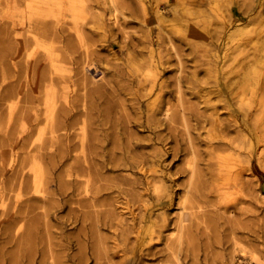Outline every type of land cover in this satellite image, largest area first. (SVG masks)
Masks as SVG:
<instances>
[{"label":"bare ground","instance_id":"1","mask_svg":"<svg viewBox=\"0 0 264 264\" xmlns=\"http://www.w3.org/2000/svg\"><path fill=\"white\" fill-rule=\"evenodd\" d=\"M124 1L129 3L119 7V0H4L0 25V264H54L55 245L68 259L69 234L65 226L58 233L52 230V221L64 224L51 211L66 202L70 182L64 178L70 174L58 180L53 192H48L46 185L54 168H70L72 163L85 165L88 172L97 166L108 170V166L119 168L127 163L144 173L142 186L161 182L167 175L173 186L182 187L176 203L181 227L180 216L185 211L200 209L194 193L206 182L215 186L222 200L229 193L246 190L264 198L258 182H249L244 175L251 163L253 139L259 141L254 126L247 121L250 102L242 96L245 82L229 78L230 63L236 62L238 76L243 75L242 69L264 63V0H136V5L134 0ZM161 1L167 5L165 12L161 11ZM150 10L160 27L161 36L155 43L150 38L152 30L143 26L150 21V17L146 19ZM88 15L93 18L90 23L85 21ZM165 18L171 23L172 35H177L173 41L167 35L175 57L173 88L158 81L159 68H165L168 58L159 51L154 60L152 49L154 45L160 48L166 40ZM129 19L138 20L146 36L138 46L129 45V70L111 71L109 61L116 57H103L97 43L112 46L117 33L131 23ZM185 22L193 38L200 35L196 34L199 23L205 29L211 24L219 49H224L227 41L233 43L231 57L214 55L215 98L204 100L202 111L198 104L185 107L182 97L183 82L192 85L193 92L199 82L180 77V26ZM247 48L257 54L250 63L239 59ZM96 72L101 74L99 79L92 75ZM126 93L133 98H124ZM236 93L235 109L232 95ZM263 96L264 88L253 109L254 117L264 112ZM220 110L225 111V118ZM189 117L194 125L187 122ZM190 127L204 129V135L192 137ZM139 129L151 137L138 136ZM167 136L175 148L171 160L187 156L178 170L157 171L154 167H162L161 161L151 155H129L125 163L113 158L120 153L125 161L124 155L146 148V141L165 146ZM184 141L187 146L180 149ZM75 150L81 156L73 155ZM148 165L152 168L142 170ZM176 175H184L186 181L178 184L180 176ZM10 192L15 195L12 206L7 207ZM99 192L96 188L94 195ZM156 202L160 208L171 205L170 200ZM212 206L217 211V205ZM232 243L233 251L241 255L237 264H246L245 258L258 263L251 247L234 239Z\"/></svg>","mask_w":264,"mask_h":264},{"label":"rangeland","instance_id":"2","mask_svg":"<svg viewBox=\"0 0 264 264\" xmlns=\"http://www.w3.org/2000/svg\"><path fill=\"white\" fill-rule=\"evenodd\" d=\"M123 2L126 1L119 0L118 6L122 7ZM136 4L137 1L134 0V5ZM160 5L161 11L165 12L167 5L163 1L160 2ZM3 6L4 0H0V25L3 21ZM148 17H150V21H147L143 26L144 29L152 30L150 38L155 43L158 41L157 36H161L158 33L160 32V27L157 26L158 19L151 10L146 19ZM118 18L121 19L122 16L118 14ZM92 20L93 18L88 15L85 21L90 23ZM129 21L131 23L125 26L124 31L117 33V38L112 46L97 43L103 57L115 55L116 60H111L108 64V69L111 71L118 68L129 70L130 64L127 60L128 58L132 59L129 45L138 46L146 36L144 30L140 28L142 24L138 20L129 19ZM168 21L165 18L162 24L165 33H167L166 36L163 34L166 40L160 48L154 45L152 49L156 53L154 60L157 59L159 51L162 56L168 58V63L165 64L166 69L162 66L159 68L158 81L165 82L166 85L173 88L176 74L175 57L168 43L167 35L170 34L172 41L177 38V35H172L171 29L173 28H170L171 23ZM188 25V22H185L180 26L182 31L180 55L183 58L180 77L185 81L192 79L199 82L198 85L196 84L197 86H194V92L190 89L193 87L192 85L183 82L182 97L185 107L198 104L197 107L202 111L204 109L203 101L215 98L213 94L215 88L214 55H229L231 57L233 43L227 41L224 49H219L217 47L219 42L215 35H212L214 25H207L205 29L199 23L196 34L200 35H196L194 38ZM123 32H127V35H124ZM119 50H122V53ZM143 52L146 50L144 49ZM170 54H172V59L169 58ZM256 55L247 48L244 56L239 59L246 58L245 62L250 63ZM144 56H146L145 53ZM134 62L137 63L135 60ZM114 63L118 66L115 67ZM229 68L232 73L229 78L233 82L238 78L244 79L245 86L242 96L250 102V108L247 109V121L254 126L251 127L255 128L256 135L259 137L257 143L254 139L253 143L251 142L253 145L251 163L248 165V171H244V175L249 182L257 181L258 185L262 186L264 185V112L257 118L253 115V109L260 101L258 95H261V89L264 88V63L242 69L240 71L242 76H238L239 67L236 62L230 63ZM193 72H195V79L192 77ZM92 75L95 76V79L101 77L99 72L92 73ZM107 78L108 75L105 76V79ZM126 85L129 86L127 82ZM258 87L260 90L256 89ZM236 95L237 93L232 95L235 109L238 107L235 102L239 97ZM124 98L129 100L133 98V95L126 93ZM170 99H172L171 103L175 104L174 98ZM141 100L146 101V99ZM262 101L264 102V100ZM205 113L209 114L210 110ZM218 113L222 118L226 117L225 111L220 110ZM2 115L3 108L0 107V133L3 126ZM187 122L190 125L195 124L190 120V117L187 118ZM139 131L138 136L151 137L149 132H143L142 129ZM204 132V129L199 127L189 128L192 137L197 134L204 135ZM163 134H166V131ZM167 139L168 144L165 146L155 144L153 141L144 142L143 144H146L147 147L124 155L125 161L120 153H116L113 158L120 159L125 163L129 159V155H151L155 160L161 161L162 167H154L157 171L166 173L178 170L183 167L187 156L171 160V154L175 148L170 137L167 136ZM185 142L181 143L180 149L187 146ZM199 148L202 149L203 145ZM155 150L157 151L155 152ZM72 154L81 156L79 150H75ZM125 165V167L119 168L108 166V170L97 166L96 170L88 172L83 167L85 165L72 163L70 168L62 166L52 170L50 180L46 185L48 192L55 191L58 180L67 172L70 174V177L64 178L70 182L67 196L64 198L66 202L64 205L59 204L51 211L55 212L64 224L60 225L52 221L54 226L52 230L58 233L59 229L65 226L66 233L69 234V257L68 259L63 258L60 248L55 245L54 264H237L241 255L237 251H233V239L240 245L251 247L257 254L258 263H251L249 258L244 257L246 264H264V198L260 199L254 193L246 190L229 193L226 199L222 200L216 195L215 186L206 182L204 187H198V192L194 193L200 209L185 211L180 216L183 224L181 227L178 220L179 205L176 203L182 187L173 186V183L168 181L167 175L164 177L163 174L164 179L161 182L151 186H142L141 183L145 180L143 179L144 173L139 168H131L127 163ZM167 166H170L171 169L169 170ZM149 168L151 169L152 166L148 165L142 170ZM252 175L256 178H253ZM178 176H180L178 184L186 181L184 175L174 177ZM169 186H173V188H169L168 192ZM96 188H99L100 192L95 196ZM14 195L15 192L9 193L8 198L11 201H6L7 207L12 206ZM93 195L95 200L92 198ZM159 199L170 200L171 205L160 208L156 205V201ZM215 204L218 207L217 211L212 206Z\"/></svg>","mask_w":264,"mask_h":264},{"label":"water","instance_id":"3","mask_svg":"<svg viewBox=\"0 0 264 264\" xmlns=\"http://www.w3.org/2000/svg\"><path fill=\"white\" fill-rule=\"evenodd\" d=\"M261 191L264 192V185L261 186Z\"/></svg>","mask_w":264,"mask_h":264}]
</instances>
